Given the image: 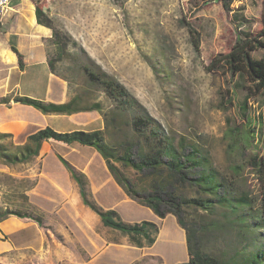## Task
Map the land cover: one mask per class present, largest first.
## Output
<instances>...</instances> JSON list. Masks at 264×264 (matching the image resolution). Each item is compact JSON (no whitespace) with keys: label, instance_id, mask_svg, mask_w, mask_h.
Segmentation results:
<instances>
[{"label":"rangeland","instance_id":"obj_1","mask_svg":"<svg viewBox=\"0 0 264 264\" xmlns=\"http://www.w3.org/2000/svg\"><path fill=\"white\" fill-rule=\"evenodd\" d=\"M31 1L40 6L59 36L69 42L60 70L72 83L68 85L57 77L65 85L63 94L59 95L61 99L64 96L68 100L69 95L84 89L80 68L91 65L123 84L164 130L202 142L211 153L214 164L225 174L230 172V166H241L240 185L258 193L255 164L249 161L250 151L244 149L242 153L230 154L224 139L228 120L235 128L240 124L235 107L225 101L228 84L224 77L208 72L206 67L215 56L228 52L234 44L236 25L233 14H243L251 21V25L240 29L253 32L260 29L263 0ZM182 21L199 34V54L194 52ZM52 40L53 37L48 41L51 56L55 54ZM258 56L264 59V51ZM151 64L162 70L160 75H156ZM47 74L46 67L31 66L29 69V75L38 77L43 87ZM55 90L52 92L54 97L58 96ZM92 98L103 101L99 95L93 94ZM104 102L109 108V103ZM224 105L227 107L223 108ZM50 118L57 132L104 128L103 119L97 112L50 115ZM44 148L45 151L42 149L30 164L32 176L2 177L3 182L10 179L16 182L3 184L1 192L8 196L7 202L11 206L25 208L29 204L43 214L42 228L49 242H75L83 254L87 252L85 247L102 231L95 224L98 216L82 203L78 185L63 168L58 159L60 156L84 174L86 191L99 206L117 211L123 222H153L159 226L160 234L150 250L164 254L162 264L186 258L175 218L171 215L159 218L149 208L127 198L93 148L56 143H49ZM261 151L264 153V148ZM23 192L27 201L21 195ZM24 232L21 240L34 244L36 229L27 227ZM232 237L215 232L205 237L204 250L217 257H228L233 254L230 247ZM139 253L133 248H109L95 264H140Z\"/></svg>","mask_w":264,"mask_h":264},{"label":"trees","instance_id":"obj_2","mask_svg":"<svg viewBox=\"0 0 264 264\" xmlns=\"http://www.w3.org/2000/svg\"><path fill=\"white\" fill-rule=\"evenodd\" d=\"M262 3L260 29L255 32L240 29L251 25V21L243 14H233L234 44L228 52L215 56L206 67L208 72L224 77L228 84L225 101L235 107L240 124L235 128L228 120L224 139L230 154L242 153L244 149L250 151L249 161L255 164L258 193L240 185L241 166L232 165L230 172L225 174L214 164L202 142L164 130L123 84L91 65L80 68L84 89L69 95L65 102L20 96L14 99L44 115L97 112L103 119L104 128L57 132L47 126L29 135L22 145L13 144L11 134L0 132L1 163L7 166L29 163L40 155L43 142L48 141L91 147L102 157L112 178L130 200L149 208L159 218L167 215L176 218L185 231L189 255L186 262L178 264H264V153L261 151L264 148V59L258 56L264 51V0ZM224 6L229 8L226 3ZM35 10L38 24L52 31L55 54L48 59L49 70L70 85L69 76L60 70L69 42L59 36L38 4H35ZM182 23L189 32L194 52L199 54V34L188 23ZM12 50L23 69L22 55L14 45ZM151 65L156 75H160L162 70ZM93 94L101 96L103 101L93 99ZM104 100L109 103V108L105 107ZM9 101L10 97H4L0 104ZM58 159L78 185L82 203L105 227L117 231L137 247L138 239H143L148 246L155 242L158 233L155 224L121 221L116 211L102 208L89 197L83 173L76 171L62 157L58 156ZM9 182L16 180L3 183L8 185ZM21 195L27 201L24 192ZM7 197L2 193L0 221L13 215L43 227L41 212L29 204L25 208L11 206ZM215 232L233 235L230 240L232 255L222 258L204 250L205 237Z\"/></svg>","mask_w":264,"mask_h":264},{"label":"crops","instance_id":"obj_3","mask_svg":"<svg viewBox=\"0 0 264 264\" xmlns=\"http://www.w3.org/2000/svg\"><path fill=\"white\" fill-rule=\"evenodd\" d=\"M50 39H52L51 31L48 27L38 24L35 5L31 0H10L6 5L0 6V99L10 97L8 103L0 104V132L11 134L12 142L15 145L24 144L29 135L47 126L53 128V125L50 122V115H44L28 105L13 103L14 97L29 96L54 103L67 101L64 96H62V99L60 97L64 92V82L49 70L48 59L51 50L48 41ZM12 45L22 55L23 69L19 67L18 57L12 50ZM52 45L55 49L53 40ZM31 66L33 68H47L48 74L44 87L42 82H39L38 77L34 78L29 75ZM54 89L58 93L56 97L52 94ZM49 143L71 146L48 141L42 144L44 151V146L49 145ZM32 162L33 160L26 164L7 166L0 161V206L2 203L1 189L4 184L1 178L19 175L30 178L33 169V167H30ZM175 221L177 223L176 218ZM95 224L102 228L101 234L85 247L84 250L87 252L82 254L77 243H70L68 240L67 242L65 240H59L56 243L49 242L43 228L36 222L10 215L0 221V264H95L98 257L104 256L109 248L137 249L140 251L138 254L140 264H162L164 254L150 250L160 234V228L156 223H153L158 228L155 242L148 246L143 239H138L140 242L139 247L134 245L128 238L120 236L117 231L105 227L99 217L98 222ZM27 227L36 229V238L34 239L36 242L31 244L33 246L29 245L25 239L21 240L25 236L24 231ZM180 228H177V233L181 237L182 242L180 243L187 255L184 260H170L169 264L186 262L189 257L186 234Z\"/></svg>","mask_w":264,"mask_h":264},{"label":"built area","instance_id":"obj_4","mask_svg":"<svg viewBox=\"0 0 264 264\" xmlns=\"http://www.w3.org/2000/svg\"><path fill=\"white\" fill-rule=\"evenodd\" d=\"M9 0H0V6H4L8 3Z\"/></svg>","mask_w":264,"mask_h":264},{"label":"water","instance_id":"obj_5","mask_svg":"<svg viewBox=\"0 0 264 264\" xmlns=\"http://www.w3.org/2000/svg\"><path fill=\"white\" fill-rule=\"evenodd\" d=\"M12 102H13V103H18L16 100H13Z\"/></svg>","mask_w":264,"mask_h":264}]
</instances>
